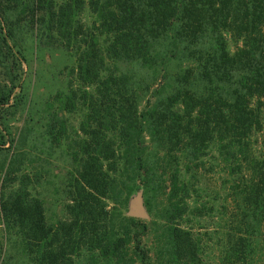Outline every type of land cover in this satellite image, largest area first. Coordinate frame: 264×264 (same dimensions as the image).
Returning <instances> with one entry per match:
<instances>
[{
  "label": "trees",
  "instance_id": "1",
  "mask_svg": "<svg viewBox=\"0 0 264 264\" xmlns=\"http://www.w3.org/2000/svg\"><path fill=\"white\" fill-rule=\"evenodd\" d=\"M27 39L75 57V83L48 111L49 124L81 116L52 224L24 170L33 153L3 132L24 99ZM65 129L46 137L58 144ZM5 141L0 264H204L187 215L220 222L223 264H251L264 228V0H0ZM136 191L148 211L160 199L152 254L146 224L126 214Z\"/></svg>",
  "mask_w": 264,
  "mask_h": 264
},
{
  "label": "rangeland",
  "instance_id": "2",
  "mask_svg": "<svg viewBox=\"0 0 264 264\" xmlns=\"http://www.w3.org/2000/svg\"><path fill=\"white\" fill-rule=\"evenodd\" d=\"M24 56L22 61V93L23 102L18 107L11 119L10 131H3L5 137L10 139L14 137L18 139L23 148H29L33 153V161L28 162L25 159V171L36 174L39 178L36 184L38 197L41 199L44 217L47 224H52L63 214L64 195L63 184L66 174L69 172L71 164L66 151V143L77 135V126L80 121V113L58 111L52 113L57 116V120L53 119L49 124V109L58 110L55 106L49 107L53 94L58 90H64L66 85L73 80L75 83L74 71L75 57L63 51L60 48H43L36 46L30 39L24 44ZM232 47V43H230ZM51 115V114H50ZM62 121L65 126L64 139L58 144L50 143V139L46 137V129L48 125H58ZM64 143V144H63ZM20 147V146H19ZM21 148V147H20ZM12 151L8 141H5L0 153L9 154ZM160 171H167L160 169ZM194 187L197 188V174L195 175ZM208 185V178L204 181L205 188ZM208 189V188H207ZM139 195V207L143 211L144 216L129 215L128 210L131 201ZM154 200L151 210L143 204L141 193L134 192L126 207V214L140 224H146L148 233L142 236L140 246L148 248L150 254L153 253L155 246V238L157 226L151 223L154 214L157 212V201ZM182 224L191 228L193 231H200L204 241V264H223L222 245L225 244V236L221 234L223 230L215 232L216 223L220 222L215 216H204L197 219L187 215ZM214 221L216 223H214ZM224 219V223H225ZM205 233L203 235L202 233ZM258 249L252 255L251 264H264V228H262L261 238L259 236ZM87 259H82L81 264H87ZM15 264V261L9 262Z\"/></svg>",
  "mask_w": 264,
  "mask_h": 264
},
{
  "label": "water",
  "instance_id": "3",
  "mask_svg": "<svg viewBox=\"0 0 264 264\" xmlns=\"http://www.w3.org/2000/svg\"><path fill=\"white\" fill-rule=\"evenodd\" d=\"M129 215H136V216H144L143 211L139 207V195H136V197L131 201L129 210Z\"/></svg>",
  "mask_w": 264,
  "mask_h": 264
}]
</instances>
